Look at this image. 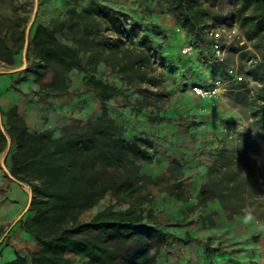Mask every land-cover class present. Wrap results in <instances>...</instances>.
<instances>
[{
	"label": "trees",
	"instance_id": "1",
	"mask_svg": "<svg viewBox=\"0 0 264 264\" xmlns=\"http://www.w3.org/2000/svg\"><path fill=\"white\" fill-rule=\"evenodd\" d=\"M157 3L167 6L177 22L194 33L192 42L201 41L204 30L215 26L208 23L214 10L227 6L228 19L238 22L246 39L262 56L250 75L256 78L260 74L264 80V0ZM158 34L159 30L153 33L128 13L97 0H91L81 10L77 6L70 8L68 18L53 28L42 24L36 28L33 43L40 60L34 81L40 90L53 96L67 94L71 89L68 73L77 70L84 74L85 88L98 97L101 112L85 123L78 121L39 132L30 129L18 105L10 107L3 119L0 117V158L7 152L10 176L31 187L29 211L33 215L21 221L24 230L36 239L26 254L17 253L6 264H75L73 257L91 264H160L164 251L182 240L152 222L153 213L143 206L153 200L150 187L160 183H167L168 193L176 199L187 198L183 163L173 159L160 175L144 172L142 164L155 159V141L146 133L133 134L119 120L109 103L116 102L123 90L95 75L100 65L110 67L127 85L140 87L135 103L138 111L146 112L151 107L161 110L160 103L168 101L169 94L165 92L166 78L158 72L165 66L156 40ZM25 37V30L14 42L0 37L3 61L13 63L24 47ZM167 59L170 67L188 63L170 54ZM220 68V63L214 64L215 75L221 74ZM49 74L51 80L46 81ZM240 91L249 94L243 87ZM248 105L255 125L264 131V86L249 98ZM11 142L12 152L7 151ZM259 150L258 136L249 132L239 135L236 149L219 146L207 181L199 189V204L218 200L230 220L249 210L261 212L264 172L260 173L252 158ZM108 194L117 204L128 207L103 209L90 221H81L82 215ZM258 218L264 222V213Z\"/></svg>",
	"mask_w": 264,
	"mask_h": 264
},
{
	"label": "rangeland",
	"instance_id": "2",
	"mask_svg": "<svg viewBox=\"0 0 264 264\" xmlns=\"http://www.w3.org/2000/svg\"><path fill=\"white\" fill-rule=\"evenodd\" d=\"M90 1L0 0V37L14 42L22 30L26 33L24 47L14 56L12 64L3 61L0 52V86L9 89L29 84L31 95L43 103L48 97L53 96L41 95L44 92L32 89V83L38 85L34 79L36 65L40 60L39 50L33 43L36 28L40 24L53 28L57 22L68 18L70 8L77 6L78 10H81ZM97 1L128 13L147 30L153 33L159 30L161 33L156 40L165 66H161L158 72L165 76V92L169 94L168 101L160 103L163 107L161 110L151 107L147 108L146 112L138 111L135 103L140 96V87L127 85L110 67L100 65L95 75L118 85L123 90V94L116 102L109 103L119 120H123L133 134L146 133L155 141L156 148L152 151L155 159L152 163H143V171L160 175L166 171L173 159L183 163L182 179L187 191L184 198H187L176 199L168 193L167 183H160L150 187L153 200L143 206L146 211L153 213L152 222L182 233V236L178 235L182 240L176 241L172 246L179 247L175 259L188 255V259L180 264H264V222L258 218L264 213V209L259 213L249 210L230 220L218 200L212 199L207 205H200L197 199L201 185L207 181L208 171L218 147L225 144L230 149H236L239 135L243 132L258 136L260 150L252 154V158L260 173L264 172V131L255 125L248 105L249 98L264 86L260 74H256V78L250 75L262 58L260 51L246 39L238 22L228 19L230 9L227 6L215 9L208 23L216 27L234 26L240 32L232 42L224 40V58L215 61L207 46L198 48L188 56L182 55L183 45L192 41L194 33L185 30L175 19L173 12L167 6L158 5L157 0ZM58 36L61 40H66L63 35ZM169 54L178 56L188 63L170 67L171 63L167 61ZM219 63L221 74L215 75L212 68L214 64ZM232 70L242 76V84L235 81L231 74ZM217 76L227 83V91L221 96L204 99L194 94V86L211 85ZM68 77L71 88L69 92L53 97L56 99L67 97L69 102L74 101L76 105L67 111L70 119L93 120L101 112V103L95 102L96 94L85 88L83 73L72 70ZM45 80L50 81L51 74L47 75ZM242 87L249 91L248 96L240 91ZM9 109L5 103L0 102L2 119ZM155 116L157 117L154 118ZM9 150L13 151L12 142L7 151ZM6 153L0 158V172L12 184L17 183L26 188V208L31 187L11 178L5 159ZM9 187L10 183L8 185L0 183V196L2 191ZM127 207L128 204H117L108 194L98 205L86 211L81 221H90L103 209L124 210ZM214 211L217 213L213 214ZM2 213L4 208L0 197V215ZM32 215L33 213L28 210L20 220L28 219ZM20 220H16L15 223ZM7 228L9 223L0 225V240ZM206 233L208 235H204ZM2 243L4 241H0V244ZM188 245L203 249L192 253L190 250L188 254L181 253L183 247ZM163 254L160 264H165L173 255L170 248ZM73 261L75 264H91L79 257H73Z\"/></svg>",
	"mask_w": 264,
	"mask_h": 264
},
{
	"label": "crops",
	"instance_id": "3",
	"mask_svg": "<svg viewBox=\"0 0 264 264\" xmlns=\"http://www.w3.org/2000/svg\"><path fill=\"white\" fill-rule=\"evenodd\" d=\"M31 85L33 91H40L38 85H34L33 83ZM28 86L29 84H21L20 87L9 89L0 86V102L5 103L8 107L18 105L20 113L24 116L32 131L39 132L49 128L59 129L66 124L78 121L85 123L89 121L70 119L67 111L76 105L73 103V100L69 102L67 97L56 99L50 96L47 98L46 102L43 103L37 99L35 100L29 92ZM41 95H46V93H41ZM95 102H100L98 97H96ZM33 118L35 120H32ZM57 134H59V131H57ZM3 175L4 174L0 172V183L4 185L10 183V187L3 190L0 196L2 199V207L4 208V213L0 215V225L9 223L10 233L4 243L0 244V264H6L13 260L17 253L26 254L27 249L34 247L36 244L35 237L24 230L22 221L20 220L15 223L27 204V190L20 184H12L6 180L7 178L3 177ZM171 232L182 236V233H179L175 229H172ZM204 235L208 234L206 233ZM178 249L179 247H170V253L173 255L165 264H180V262L188 259L187 255L176 260L174 256L179 252ZM201 249L203 248L188 245L183 247L181 253L188 254L190 250L192 253L193 251L195 252V250Z\"/></svg>",
	"mask_w": 264,
	"mask_h": 264
},
{
	"label": "built area",
	"instance_id": "4",
	"mask_svg": "<svg viewBox=\"0 0 264 264\" xmlns=\"http://www.w3.org/2000/svg\"><path fill=\"white\" fill-rule=\"evenodd\" d=\"M237 27H228L226 25L211 26L204 30V37L199 42H187L183 45L181 53L183 56H188L196 51L200 47L207 46L211 51V55L215 61H221L225 55L224 40L232 42L234 38L239 34ZM235 81L242 84V76L237 72L231 71ZM226 81L221 77H216L211 85H196L193 87L194 94L200 98L213 99L221 96L222 93L227 91ZM9 170V169H8ZM10 233V229L7 228L1 237L0 241H5Z\"/></svg>",
	"mask_w": 264,
	"mask_h": 264
},
{
	"label": "water",
	"instance_id": "5",
	"mask_svg": "<svg viewBox=\"0 0 264 264\" xmlns=\"http://www.w3.org/2000/svg\"><path fill=\"white\" fill-rule=\"evenodd\" d=\"M5 168H7L6 166H4ZM32 197H33V194H32V191H30V195H29V202H28V205L27 207L24 209V211L22 212V214L18 217L17 221L20 220L23 215L29 210L30 206H31V202H32Z\"/></svg>",
	"mask_w": 264,
	"mask_h": 264
}]
</instances>
